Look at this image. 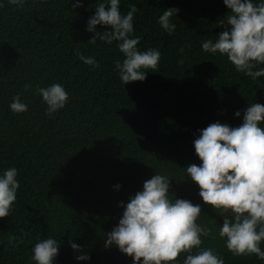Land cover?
I'll use <instances>...</instances> for the list:
<instances>
[{
    "label": "trees",
    "instance_id": "16d2710c",
    "mask_svg": "<svg viewBox=\"0 0 264 264\" xmlns=\"http://www.w3.org/2000/svg\"><path fill=\"white\" fill-rule=\"evenodd\" d=\"M75 2L27 0L17 8L3 0L0 8V173L15 167L20 182L12 211L0 218V264H35L32 247L47 238L59 241L53 264H133L117 246L105 248L106 234L119 223L121 201L126 205L155 174L170 179L173 198L200 204L197 223L211 229L203 248L224 264H264L255 254L228 251L219 237L225 217L204 204L186 173L187 166L201 164L193 146L198 130L217 121L239 126L249 104L264 105V77L253 80L226 56L202 50L205 40L215 41L228 27L223 0H120L122 14L137 8V47L161 52L157 72L126 85L115 68L124 58L118 42L93 43L95 34L86 31L103 0H81L82 7ZM168 8L179 9L171 17L172 35L157 22ZM77 52L94 57L99 68L84 64ZM53 82L70 100L49 118L34 89ZM17 94L28 104L23 114L9 109ZM81 254L91 259L78 261Z\"/></svg>",
    "mask_w": 264,
    "mask_h": 264
},
{
    "label": "clouds",
    "instance_id": "9594fccd",
    "mask_svg": "<svg viewBox=\"0 0 264 264\" xmlns=\"http://www.w3.org/2000/svg\"><path fill=\"white\" fill-rule=\"evenodd\" d=\"M8 4L22 8L27 0H7ZM41 5L48 0H34ZM230 10L226 16V30L215 41L205 40L204 52L226 56L235 70L253 80L264 77V0H223ZM76 0L73 7H82ZM4 7L0 0V8ZM179 9L168 8L158 19V24L169 35L176 25L171 22ZM135 5L127 14L120 11V0H103L95 8V14L87 21L86 31L94 33L93 43L100 39L107 44L118 42L123 61L117 60L115 68L123 85L144 81L149 71L155 73L161 52L155 48L141 51L137 46L140 37L132 38L134 32ZM224 19V20H225ZM108 30L101 34L97 26ZM183 52V49H181ZM84 64L99 68L94 57L77 52ZM182 63V61H180ZM32 85L25 84L28 91ZM35 93L46 106L45 114L54 118L69 103L70 96L61 83L47 87L37 86ZM9 109L14 114L28 111V104L17 94ZM241 117V112L234 114ZM264 105L252 103L243 111L242 123L231 126L219 121L199 131L193 146L201 164L186 167L187 176L199 187V196L225 218L219 227V237L234 256L255 254L264 259L260 243L264 241ZM15 167L0 173V218L12 211L17 200L20 182ZM118 190L121 186L117 184ZM170 179L155 174L129 198L117 226L106 234L105 248L112 245L132 258L133 264H224V259L212 248H203L202 237H209L211 229L197 223L201 215L200 204L170 194ZM74 251L81 246L69 241ZM31 260L35 264H53L58 255L59 241L55 238L41 239L32 247ZM78 261H89L87 254L76 256Z\"/></svg>",
    "mask_w": 264,
    "mask_h": 264
}]
</instances>
